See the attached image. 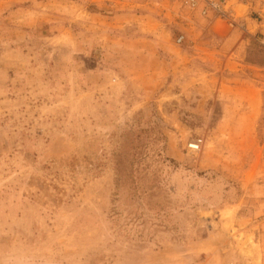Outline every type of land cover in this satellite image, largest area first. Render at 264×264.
Listing matches in <instances>:
<instances>
[{
  "label": "rangeland",
  "instance_id": "obj_1",
  "mask_svg": "<svg viewBox=\"0 0 264 264\" xmlns=\"http://www.w3.org/2000/svg\"><path fill=\"white\" fill-rule=\"evenodd\" d=\"M2 1L0 264H264V48L252 32L264 0L228 3L234 28L188 0H119L101 11L112 26L74 9L36 20L16 13L29 2ZM188 16L220 44L249 35L244 24L245 57L186 61L141 93L131 77L162 69L159 44L185 61ZM247 88L261 98L258 158L240 157L219 125ZM208 89L214 101L194 112ZM198 138L201 150L189 148Z\"/></svg>",
  "mask_w": 264,
  "mask_h": 264
},
{
  "label": "crops",
  "instance_id": "obj_2",
  "mask_svg": "<svg viewBox=\"0 0 264 264\" xmlns=\"http://www.w3.org/2000/svg\"><path fill=\"white\" fill-rule=\"evenodd\" d=\"M11 1V0H9ZM14 1V0H13ZM29 2L28 6H21L19 10L16 11L17 14H34V18L36 20H39L42 18L43 15H53L55 13H65L73 12L70 11L72 9L77 10V13L83 18V20H86V18H93L95 20H100L103 23L110 24L112 26L111 19L113 18L114 21L117 20V17L114 15L113 17H103L101 14L102 9L107 8L109 13H116L112 10V8H115L118 6L119 0H22V2ZM121 2L125 5H133L134 0H121ZM230 2H233V0H230ZM1 3V2H0ZM2 3H5V0L2 1ZM234 6L237 4H233ZM256 2L254 1V6H256ZM90 7V8H88ZM198 13H192L188 14L191 17H197ZM101 16V17H99ZM190 16H188L189 22H188V29H187V47L185 49L180 50V55L182 56L183 60L185 61H179L177 60L175 56L177 50L179 49H171L168 47H163L161 44L160 49L163 52V55H165V58H157L158 64L162 67L160 71H151L147 68V66L140 67L144 71V75L141 76H133L131 78L134 79L136 84L139 86L141 93L148 94L150 90L153 89L154 84H160L163 80L167 79V76H169L170 73L174 74V78H177L181 75H183V72H185L186 66H182V63H185L186 61L192 64L197 58H200L201 60L209 63L215 62L216 66H218L219 63H217V59H219V62L224 63L225 67H227L229 64L234 65L236 62L234 61V57H245L246 49H248V45L250 44L252 40V36L245 35L243 37L242 34H235L233 33L228 39L224 40L222 44L215 43L213 39L210 38H200L201 32H197L198 27L205 28L206 30H209V26L207 24V21L204 19L197 20L192 19L190 20ZM201 24L203 22H206L205 26H202ZM247 19L248 25H250ZM246 23V25H247ZM30 25L32 24L29 23ZM27 26V25H26ZM29 26V25H28ZM197 28V29H196ZM200 31V30H199ZM256 31H252L253 33ZM197 32V33H196ZM196 35V37H195ZM147 40V39H146ZM145 40V41H146ZM149 41V40H147ZM149 44L151 46L155 47V50H153L152 54H156L157 46H155L152 42ZM255 43H253L254 45ZM149 45V47H150ZM222 45V48H220ZM234 50V52H232ZM158 51V50H157ZM159 53V51H158ZM216 53H219V55L216 56ZM234 56V57H233ZM153 57V56H152ZM159 59V60H158ZM220 65V64H219ZM188 70V69H187ZM191 70V68H189ZM241 71H244L246 75V70L241 69ZM246 78V76H243ZM249 77V76H247ZM247 79V78H246ZM242 80V78H241ZM243 82L245 80H242ZM250 81H255L253 80ZM256 82V81H255ZM223 86L219 87V92L217 93V99L222 96L223 92ZM194 89L197 90L196 87L189 90L190 94L193 93ZM210 91L205 93H200L203 95L201 98H197V105L193 108L194 112L200 113L201 107H205L209 100L214 101V93L216 92L215 89H208ZM239 92H242L244 94V91H241L238 89ZM192 92V93H191ZM238 93V92H234ZM261 93V92H260ZM199 94V93H197ZM241 94V95H242ZM246 95H242L239 97L241 101H245L246 103H241V109L242 111L239 112V115L235 118H227L228 114V107L231 106L230 104L225 102V107L223 112V116L220 120L219 125L220 126H230V130L228 132L229 141L234 142V150L239 151V156L242 158H258L260 155H263V150L259 148V135L257 133V125H258V111L260 109V101L261 98L256 91V89L247 88ZM248 101V102H247ZM250 101V102H249ZM255 104V109L253 108V105ZM244 106V107H243ZM243 107V108H242ZM225 132V130L223 131ZM221 131L219 132V136H221ZM261 140V139H260ZM262 161V160H261Z\"/></svg>",
  "mask_w": 264,
  "mask_h": 264
},
{
  "label": "built area",
  "instance_id": "obj_3",
  "mask_svg": "<svg viewBox=\"0 0 264 264\" xmlns=\"http://www.w3.org/2000/svg\"><path fill=\"white\" fill-rule=\"evenodd\" d=\"M245 1L246 0H236L237 3H241L243 5H246L247 2ZM187 3L192 9H197L201 3H204L205 7H203L202 10L203 15H207L210 11H213L226 21L227 26L233 28L239 26V23L234 18L235 10L228 4L230 3V0H188ZM241 28L245 33L251 35V33L244 24L241 26ZM253 36L256 42H258V44L262 48H264V1H262L261 7L257 12L256 31ZM184 39V36H179L177 39V43H182ZM203 144L204 139L198 138L190 142L188 146L192 150L199 151L201 150Z\"/></svg>",
  "mask_w": 264,
  "mask_h": 264
},
{
  "label": "trees",
  "instance_id": "obj_4",
  "mask_svg": "<svg viewBox=\"0 0 264 264\" xmlns=\"http://www.w3.org/2000/svg\"><path fill=\"white\" fill-rule=\"evenodd\" d=\"M123 170H124V169H121V172L118 170V175H119V177H120L121 173H122V175H124V171H123ZM125 177H127V178L130 177V175H128V174L126 173V171H125ZM141 180H142L141 178H138V182L141 181ZM132 182H135V181H132Z\"/></svg>",
  "mask_w": 264,
  "mask_h": 264
}]
</instances>
